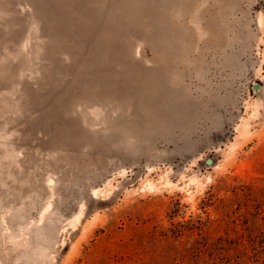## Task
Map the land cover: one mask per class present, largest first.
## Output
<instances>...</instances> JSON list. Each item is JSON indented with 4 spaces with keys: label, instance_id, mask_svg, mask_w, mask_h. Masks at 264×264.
I'll return each instance as SVG.
<instances>
[{
    "label": "rangeland",
    "instance_id": "1",
    "mask_svg": "<svg viewBox=\"0 0 264 264\" xmlns=\"http://www.w3.org/2000/svg\"><path fill=\"white\" fill-rule=\"evenodd\" d=\"M0 264H264V0H0Z\"/></svg>",
    "mask_w": 264,
    "mask_h": 264
},
{
    "label": "water",
    "instance_id": "2",
    "mask_svg": "<svg viewBox=\"0 0 264 264\" xmlns=\"http://www.w3.org/2000/svg\"><path fill=\"white\" fill-rule=\"evenodd\" d=\"M206 162H207V164H211V161L210 160H207Z\"/></svg>",
    "mask_w": 264,
    "mask_h": 264
}]
</instances>
